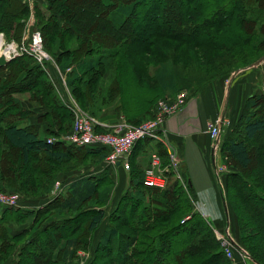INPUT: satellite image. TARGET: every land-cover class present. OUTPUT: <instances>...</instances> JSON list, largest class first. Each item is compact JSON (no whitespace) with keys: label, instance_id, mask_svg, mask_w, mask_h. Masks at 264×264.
Here are the masks:
<instances>
[{"label":"trees","instance_id":"1","mask_svg":"<svg viewBox=\"0 0 264 264\" xmlns=\"http://www.w3.org/2000/svg\"><path fill=\"white\" fill-rule=\"evenodd\" d=\"M164 1L168 3L165 5L162 0H40L45 3L41 7L38 2L30 6L27 0H0V31L19 41L24 26L21 19L33 10L34 30L42 34L44 48L62 72L70 68L66 83L77 100H85V107L89 105V112L95 117L98 116L92 108L103 95L100 81L109 58L113 65L128 60L136 65L158 47L154 45V37L157 42L168 38L182 46L217 44L223 47L227 43L226 32L233 25L246 32L259 25L260 33L264 34V20L259 23L264 17V0H184L181 15H172L173 24L169 27L160 19L166 10L171 11L168 8H172L175 0ZM82 2L90 8L85 21L78 16L81 11L78 5ZM139 5L148 13L139 15ZM94 9L98 11L93 12ZM140 16V26L130 28ZM130 48H133L132 57H128ZM143 53L145 58L140 56ZM46 67L54 80L41 64L26 54L0 65V191L20 192L16 205L0 204V264L8 259H13L15 264H80L82 257L78 252L88 250L94 230L105 217L103 206L115 184V175L107 165L98 175L62 181V190L58 188L60 192L53 193L59 173L85 165L88 159H104L106 152L101 147L75 146L59 140L49 143L38 137L34 126L20 125L30 111L20 106L19 97L29 93L31 100L49 109L44 118L57 126L52 132L54 136L59 138L69 128L64 122L72 114L54 85L59 84V77L50 64ZM161 76L168 85L174 82L171 74L163 72ZM116 80L117 76L111 82L114 81L112 88L117 91L119 81L116 85ZM107 96L100 105L115 103L112 94L108 92ZM117 108L121 113L122 105ZM147 112H150L149 105ZM263 133L264 95L252 94L219 146L225 165L233 168L224 172L225 201L229 213L231 209L235 214L239 241L256 264H264ZM157 145L162 147L160 143ZM157 153L161 164L167 166L169 158L165 150ZM140 174L131 177L123 196L108 215L93 257L83 264H233L212 231L214 224L193 211L191 201L197 197L184 173L182 183L171 169L162 171L163 187L146 186L142 182L143 172ZM41 196L51 198L32 210L19 207L22 199ZM26 221H31L28 228L22 227ZM10 223L19 224L21 229L11 234ZM232 227L230 223L231 230ZM180 232L188 235V240L167 250V242H173V237Z\"/></svg>","mask_w":264,"mask_h":264},{"label":"crops","instance_id":"2","mask_svg":"<svg viewBox=\"0 0 264 264\" xmlns=\"http://www.w3.org/2000/svg\"><path fill=\"white\" fill-rule=\"evenodd\" d=\"M39 1L34 0L33 2L36 4L38 2L39 5L45 6L44 2L41 3ZM7 60L6 58H0V65ZM229 78L218 77L200 86L191 94L186 92L184 107L181 111L168 116L164 120L158 137L145 138L135 144L130 150L128 162L131 165V169L128 172H122L121 168L123 167L121 165L110 166V170L115 175V181L117 178L115 182L117 189L127 187L131 177L140 176V173L149 167L153 153L159 155L157 151L159 152L160 150L163 152L165 150L167 154L174 152L178 158L180 172H183L189 180L196 194L197 202H199L207 214L206 218L209 217L214 226L224 224L230 227L232 221H230L229 209L227 208L228 215L226 216L223 204V199L225 198H223V194L220 195V193H223L220 181L224 173H222L220 181L217 178V168L222 164L224 165L219 146L221 145L222 136H226L238 121L247 97L252 94L264 95V61L257 66L241 68L231 80ZM19 104L30 111V115L26 120L20 122L21 126H34L38 137L42 140L52 137L54 138L53 142H56L60 139L52 133L56 131L57 126L50 125L48 120L44 118L45 114L49 112V109L45 105L29 100L24 94L20 95ZM140 107L138 106V110L130 115L131 121L138 120L139 115L143 114L144 109ZM92 109L104 124L111 126L118 123L119 111L117 104L100 105V103H97ZM153 109L150 111L151 114L153 113ZM147 114L149 115L150 113L147 112ZM211 122L218 124L221 130L216 144L210 139L207 132V125ZM158 143L162 145L164 150L160 145H157ZM100 162L92 166H83L74 171L59 173V179L57 180L70 182L78 176L98 175L106 167V164L103 166ZM162 167L165 166L162 164ZM87 168L92 169L87 171ZM217 184H219V187ZM50 198L51 196L25 198L22 199L19 207L22 210H32L40 207ZM103 209L105 217L100 226L94 230L92 242L88 250L79 251L84 256V263L93 257L95 247L106 225L108 215L112 210L109 207L107 208L106 205ZM30 224L31 221H26L22 227L28 228ZM8 227H10L8 229L11 234L21 229V226L17 223H10ZM231 259L233 264H256L251 259H246L237 250L234 251L233 258ZM6 264L15 263L12 259V262L8 261Z\"/></svg>","mask_w":264,"mask_h":264},{"label":"rangeland","instance_id":"3","mask_svg":"<svg viewBox=\"0 0 264 264\" xmlns=\"http://www.w3.org/2000/svg\"><path fill=\"white\" fill-rule=\"evenodd\" d=\"M162 1L163 3H165V5L168 3V1H164V0ZM184 3H185L184 0H175L172 8L170 7L168 8V10L171 9V11L166 10V13L160 19L161 23L165 27L172 26L174 15L177 17L181 15L183 11ZM216 3H219V1ZM34 5H35L34 2L30 4V6H34ZM78 7L79 9H81L80 13H78V16L79 18H81V21L87 20L88 12H90L89 6L86 3L82 2V3H79ZM138 9H139L138 10L139 15L148 13L144 11L146 10L144 6L141 7L139 5ZM97 11H98L97 9L93 10V12H97ZM168 12L170 13L168 14ZM34 16L35 15L33 14V10H29V15L26 16L24 19H21V22L24 24V26L22 29L23 30L22 36L19 39V41L8 38L6 34L2 31H0V40H3L5 44H9V43L20 44L22 41V38L24 36H28V34L36 28L34 27L35 25ZM141 20H142V17L140 16L138 20L133 21V24L132 26H130V28H133V29H136L135 27L138 28V26H140L141 24ZM263 20H264V17L261 19V21H259V23H262ZM140 28H143V26H141ZM139 29L137 31H139ZM249 30H250L249 32H246L244 30L239 29L237 25H233L226 32L227 43L223 47H219V45L217 44H213L212 46H206V47H195L191 44L182 46V44H180L179 42L176 43L175 41H172L171 39H168V38H160L159 41L157 42V38L154 37L153 41L156 42L154 45L155 46L158 45V47L153 49L150 55L146 54L147 56L146 58H145L146 52L143 54H140V56L144 55L141 58H145V59H141L140 61H137L136 65H131L129 60L128 62L124 61L120 64L113 65V63L110 64V58H109L108 59L109 64L106 63L107 69H106L105 75L103 76L102 81H100L103 84L102 86L103 89L101 90V93L103 95H100L99 97L100 99H98L95 102L96 103L104 102L105 99L108 98L107 95L109 92L110 94H112L113 97H115L114 101L117 104V106L120 107L122 105L123 110L121 111V113H119L120 115L117 119V122H120L123 119L124 121L133 124L132 121H128V117H130L132 113L138 110L137 108L138 106H141L140 108L144 109L143 114L139 115L138 120L141 121V120L148 119L151 117L150 115L151 112H149L150 113L149 115L145 113V110L148 108V105H149V110L151 111V109L155 106V104L159 100H162V99L174 100L175 97L178 96V94L182 91H186L188 94H191L195 92V90H197L200 86L210 82V80L209 81L207 80L208 78L215 76L217 74H220V73L221 74L228 73V74H225V75L222 74V76L221 75L219 76V77L227 79V77H230L231 73L235 71L236 69H241L243 67H246L248 63L259 58L261 55H264V43H263L264 34L260 33L259 25L256 26V29H253V30L249 29ZM42 40H43V37H42ZM43 46H44V43H43ZM228 46H230L231 48ZM132 50L133 48L129 49L128 57L133 56ZM49 55L52 57V60H53V62L50 61V66L51 68L55 70L56 77L57 78L61 77L63 74L65 76L64 78L66 81V77L68 74L67 72L69 71L68 70L69 67L66 68L65 71H63L64 73L63 72L60 73L55 67L57 64L53 56L50 53ZM146 59L148 60L146 61ZM163 72H165L166 74H171L172 77L174 78V82L171 84L169 82V85H168L167 84L168 82H166L164 78L161 76ZM116 76L118 79L115 81L116 85L118 84V81H119V89L117 91L115 88H112V85L114 86V81H113V84L111 82V80ZM110 83H111V86L108 88ZM66 87L67 89L65 90L63 97L74 100L75 103L79 105V107L82 110L90 113L89 105L86 106L87 108L84 105L85 100L84 99H82L81 101L77 100L76 96H74V94L70 90L67 83H66ZM22 94H24L29 100H31L29 93H22ZM93 101H94V98H93ZM127 114H128V117H127ZM72 121H73V116L71 118L65 119V122H64L65 127L66 125H67V128L69 127L67 131L71 129ZM67 131H64V133ZM104 131L111 132V127L110 126L107 127V130L104 129ZM261 137L264 141V133L261 135ZM222 139H223V136H222ZM98 162H100L103 166L106 164L104 159H101V160L88 159L85 165L83 164L79 166L77 165L76 167L74 168L70 167L67 170L74 171L75 169H79L83 166L84 167L92 166ZM222 162L224 163L223 159H222ZM225 167L229 171L233 169L232 166L228 167L225 165ZM107 168H111V167H107ZM91 169L92 168H87V171ZM121 170L122 172H128V170H125L123 168H121ZM179 173L182 178V181L185 182L183 172H179ZM116 181H117V178H116ZM224 181H225V178L223 176L221 180L222 187L220 186L221 189L223 190V193H220V195L223 194V198H225L224 196L225 182ZM58 182L60 183V187H59L60 189L61 181H58ZM217 185L219 187V184ZM59 189L54 190L53 193L56 194L59 191ZM125 190H126V187L122 189L120 188L117 189V186L115 183L110 190L109 199L106 203V207L113 209L116 206L119 197L122 195V193ZM186 191H187V188H186ZM0 192L9 194V195L16 194L18 198H20V194H19L20 192L14 189H12V191H9V192H6L4 190ZM191 204L193 206V211L199 213V215L204 220H207L206 218L207 214L205 213V210L202 208L199 202H197L196 198L191 201ZM99 205H104V204H99ZM226 205H227V202H226ZM227 208H228V205H227ZM230 211H231L230 213L231 221L233 224L232 230L229 228V226H225L224 224H222L221 226L216 225L215 227L221 232L228 231V234H230L234 238V241L238 243L240 249L244 251L245 249L243 248L242 244L239 241V234H238V230H237V226L235 222V214L231 209ZM232 231L235 233L237 237H235ZM184 234L185 233L180 232V235L178 234V236L176 235L173 237L172 239L173 242L168 241L167 246H166L167 250L173 249V247H176L179 244V242L187 241L189 236L184 235ZM78 255L79 257H82L80 264H83L82 262L85 261L84 256L81 255L80 252H78ZM244 257L246 259H249L247 256H244ZM8 261L12 262V259H8L7 261L4 262V264H6V262Z\"/></svg>","mask_w":264,"mask_h":264},{"label":"built area","instance_id":"4","mask_svg":"<svg viewBox=\"0 0 264 264\" xmlns=\"http://www.w3.org/2000/svg\"><path fill=\"white\" fill-rule=\"evenodd\" d=\"M31 4L34 0H27ZM29 36V37H28ZM28 36H24L20 44H5L0 40V58L11 59L13 57L26 54L34 58L41 64L50 78L53 79L49 68L46 66L53 62L52 57L43 46L42 36L39 30H32ZM3 48V49H2ZM47 62L46 66L44 64ZM62 73L59 67L55 66ZM70 70V68L68 69ZM67 70V71H68ZM64 73V72H63ZM65 76L62 74L59 77V84L54 83L57 93L63 103L70 110L73 121L71 129L68 132L60 135V141L66 144L85 147H101L105 150L106 155L104 161L109 166L122 165L125 170L130 169L128 162V153L134 145L142 139L158 137L161 126L164 120L182 110L185 104L186 91H182L175 97L174 100H159L155 106L152 117L142 120L136 124L128 123L122 120L111 127V132L107 130L108 125L101 122L98 118L90 113L82 110L74 100L63 97L66 87ZM220 126L214 122L208 123L207 132L212 141L216 143L220 136ZM47 142L51 143L54 138L48 137ZM169 164L166 168L175 172V176L183 183L179 171V162L174 152L168 154ZM226 167L222 164L217 168V178L220 181L222 173L226 172ZM164 169L160 167V156L153 153L151 155L150 165L143 171V184L146 186L163 187L165 179L161 175ZM221 185V181H220ZM60 183H54V190L58 189ZM18 196L16 194H5L0 192V204L5 206L16 205ZM214 234L219 241V244L228 258H233L234 251H239L244 255V251L240 250L239 245L234 241V238L228 234V231L221 232L216 227H212Z\"/></svg>","mask_w":264,"mask_h":264},{"label":"water","instance_id":"5","mask_svg":"<svg viewBox=\"0 0 264 264\" xmlns=\"http://www.w3.org/2000/svg\"><path fill=\"white\" fill-rule=\"evenodd\" d=\"M262 61H264V55H261L259 58H257L255 61L249 63L246 67H243V68H247V67H252V66H257L259 63H261ZM240 69H236L235 71H233L230 75V80L235 76V74L239 71ZM229 80V81H230ZM223 204H224V210H225V213H226V216L228 215V212H227V206L225 204V201L223 199ZM207 220L209 222H212V220L208 217ZM248 257L250 258V256L248 255ZM251 259V258H250ZM252 260V259H251Z\"/></svg>","mask_w":264,"mask_h":264}]
</instances>
